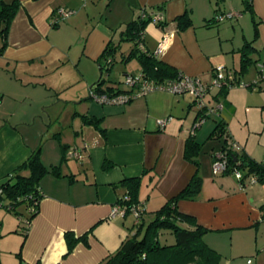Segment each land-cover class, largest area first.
Returning <instances> with one entry per match:
<instances>
[{
    "label": "crops",
    "instance_id": "crops-1",
    "mask_svg": "<svg viewBox=\"0 0 264 264\" xmlns=\"http://www.w3.org/2000/svg\"><path fill=\"white\" fill-rule=\"evenodd\" d=\"M19 1L3 48L0 36V179L36 150L60 174L49 172L40 179L41 198L29 221L26 202L8 210L3 200L0 264H98L138 223L131 213L110 216L127 191L122 180L140 177L138 199L145 205V218L177 195L196 172L202 178L200 192L179 199L177 209L207 229L203 240L220 254L218 264H264V182L240 186L232 173L211 170L214 152L227 140L240 145L239 155L264 160L254 156L248 139L232 127L236 108L230 89L209 91L207 103L218 99L222 108L196 127L202 107L190 93L154 89L124 104H102L90 95L101 75L106 44L118 43L124 25L149 6H161L165 23L149 22L144 43L155 53L166 36L156 53L163 62L204 81L214 77L217 65L235 70L240 79L248 76L253 63L264 65V0H250V6L245 0ZM58 8L73 12L55 22ZM230 10L239 14L220 22L213 19ZM185 11L192 23L180 29L176 17ZM126 42L119 44L118 61L132 47L124 50ZM248 43L252 48L244 50ZM245 58L251 63L240 73ZM115 62L105 77L124 89L123 76L140 73L141 67L136 61L112 78ZM83 115L99 119L100 128L84 122ZM60 119L63 126L73 127L72 136L56 124ZM218 121L224 122V136L214 132ZM190 136L201 149L211 148L209 154L200 149L198 164L185 157ZM70 147L82 149L83 158H67ZM105 160L112 166L104 169ZM20 206H25V215L18 214ZM67 231L85 234L86 241L69 250Z\"/></svg>",
    "mask_w": 264,
    "mask_h": 264
},
{
    "label": "trees",
    "instance_id": "trees-1",
    "mask_svg": "<svg viewBox=\"0 0 264 264\" xmlns=\"http://www.w3.org/2000/svg\"><path fill=\"white\" fill-rule=\"evenodd\" d=\"M245 3L246 6H250V0H245ZM19 6V0H11L9 2L2 1L0 4V36L2 37V48L6 45L9 24ZM158 12L163 16L161 6L142 7L138 15L126 23L124 28L120 31L118 43H114L113 40H110L106 44L101 54V58L104 60V63L100 65L101 75L91 86L92 91L99 94L107 93L109 95L127 92L132 89L125 84V77L128 75H141L143 79L153 80L156 85L166 83L167 80L179 77L181 74L180 71L159 59L155 53L146 48L144 43V29L149 22L159 26L165 23L164 16L161 21L154 22V15ZM220 12H218L217 15ZM217 15H215L213 19H215L216 22L223 21L219 20ZM176 21L180 29L189 26L192 23L189 11H185L178 15ZM122 41L132 42V47L126 55L123 56L119 54L121 56L119 60L128 61L131 58H135L141 67L140 73H126L123 76L122 83L125 86L124 89L120 88L117 84L112 85L108 83V78L103 76V70L108 72L112 64L118 60L116 53ZM140 44L143 45V48L140 47ZM245 48H252V45L248 43L245 45L244 50ZM242 55L246 56L247 52H243ZM250 60L251 59L247 60L246 58L243 60L241 70H239L240 73L251 63ZM253 83L258 84L259 81ZM226 89H228V87L220 88V92L223 93ZM216 102L220 101L217 99ZM201 110L199 116L202 114L205 116L211 114L204 112V108H201ZM82 120L100 128L99 119L95 118L93 115H83ZM214 132L217 133L218 137L224 136L226 134L224 122L218 121ZM225 145L224 143L221 148L223 149ZM200 149V142H197L191 136L186 139L185 157L188 160L198 164L197 156ZM227 155L228 167L226 173H231L233 168L237 165L236 162L239 160L240 164L237 165V167L243 171L244 175L251 173L257 174L259 181L264 182V160L256 161L247 157L245 154L239 155L238 152L231 150L227 151ZM235 156H237V158L234 160ZM110 166H112V163L107 160L103 162L104 169ZM24 171H28V173L25 174ZM49 172H53L57 175L60 174L59 167L46 166L40 158L39 150H36L5 178L0 179V188L3 189L2 199L7 201L6 208L8 210H14L16 206L20 205L22 202H26L31 210L28 221L31 220L37 211L38 201L41 198L38 187L39 181ZM121 183L126 186L127 191L118 201L126 205L139 202L138 190L141 184L140 177L125 178ZM201 185L202 178L196 172L177 195L168 199L161 207L154 211V216L149 221H145L143 212L138 223L134 226L133 233L124 239L114 252L109 253L98 264H218L220 254L203 240V235L207 229L199 225L192 215L182 213L177 209L178 200L196 197L201 190ZM126 195L129 196L128 200L124 199ZM165 229L170 230L173 234V242H160V232ZM65 239L69 250L72 249L77 241H86L85 234L75 236L71 231L65 232Z\"/></svg>",
    "mask_w": 264,
    "mask_h": 264
},
{
    "label": "built area",
    "instance_id": "built-area-1",
    "mask_svg": "<svg viewBox=\"0 0 264 264\" xmlns=\"http://www.w3.org/2000/svg\"><path fill=\"white\" fill-rule=\"evenodd\" d=\"M143 11V9H142ZM73 11L66 8H58L57 17L54 19L55 22H58L60 18L66 17L70 15ZM239 13L230 10L228 12H220L217 15L219 20H224L226 18H232L238 15ZM163 16L160 12L154 15V22L161 21ZM167 37L164 36L160 42L158 43L157 48L155 49V54L158 53L166 41ZM140 47L143 48V45L140 44ZM259 71L261 72V77H264V65L259 64ZM234 71L228 70L224 66H217L214 68V77L210 81H204L197 76H190L181 73L178 78L167 80L166 83L162 84H154L153 80L143 79L141 75H128L125 77V84L132 88L127 92L109 95L107 93H96L90 90V95L99 103L102 104H124L129 102L137 97L143 96L146 93L154 90V89H163L168 90L173 93L183 94L190 93L194 97L195 103L204 108V112L206 113H216L219 109L222 108V104L220 102H216L213 105H208L205 103V97L209 93L211 89L216 88H224L231 87L234 80ZM256 83V81H254ZM244 86V85H243ZM206 116L204 114L200 115L194 127L199 126L204 120ZM160 123H163L164 120H160ZM193 132V131H192ZM240 145L234 140H227L225 147L222 149H218L214 152V159L211 164V170L213 174H222L226 173L228 167V155L227 151L231 150L237 152L240 150ZM67 158H77L82 159V149L77 147H70L66 151ZM237 165L240 164L238 160L236 162ZM234 167L231 171L232 175L238 181L240 186H245L247 184H253L259 181V177L257 174L251 173L244 175L243 171L238 167ZM3 189L0 188V207L3 206ZM32 198V197H29ZM124 199L128 200L129 196H124ZM145 210V205L143 202L132 203L130 205L122 204L121 202H117L110 212V216L121 215L125 216L127 213H131L134 216L135 223H137ZM248 262L251 259H247Z\"/></svg>",
    "mask_w": 264,
    "mask_h": 264
},
{
    "label": "rangeland",
    "instance_id": "rangeland-1",
    "mask_svg": "<svg viewBox=\"0 0 264 264\" xmlns=\"http://www.w3.org/2000/svg\"><path fill=\"white\" fill-rule=\"evenodd\" d=\"M243 14L244 13L241 12V15ZM131 45L132 42H126V44L123 45V49L127 50L128 46ZM136 61L135 58H131L128 61L117 60L109 72L110 76L112 78L122 76V68L133 67L134 64H137ZM255 64L256 63H253L250 67L248 76L246 75L245 77H242V79L238 78L236 71L232 69L234 71L235 82L228 89H230V96L233 99L230 98L233 100L236 108L231 122L232 127L234 126L241 132V134H243L244 138L248 139L247 145L249 149L253 151L254 156L257 159H262L264 158V78H258L260 71L257 66L258 63ZM106 72L107 71L105 70L103 71V76L107 75ZM252 75L254 76L250 77ZM248 77L250 79H246ZM254 81H259V83L254 84ZM206 100L207 98L205 99V103L210 105ZM55 121H57V119ZM56 124L61 126V130L65 131L66 135L72 136L73 127H70L67 124L63 126L62 119ZM210 150L211 148L209 146L201 149V151H205V154H209ZM4 210L6 209L4 208ZM17 211L20 216L25 215V206H20ZM153 216L154 212L148 211L145 221H149ZM159 240L161 243H171L174 241V236L170 230L165 229L160 232Z\"/></svg>",
    "mask_w": 264,
    "mask_h": 264
},
{
    "label": "water",
    "instance_id": "water-1",
    "mask_svg": "<svg viewBox=\"0 0 264 264\" xmlns=\"http://www.w3.org/2000/svg\"><path fill=\"white\" fill-rule=\"evenodd\" d=\"M237 158V156L234 157V160Z\"/></svg>",
    "mask_w": 264,
    "mask_h": 264
}]
</instances>
